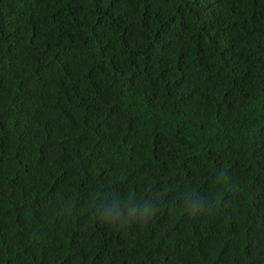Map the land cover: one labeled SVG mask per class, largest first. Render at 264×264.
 <instances>
[{"label":"trees","instance_id":"trees-1","mask_svg":"<svg viewBox=\"0 0 264 264\" xmlns=\"http://www.w3.org/2000/svg\"><path fill=\"white\" fill-rule=\"evenodd\" d=\"M0 264H264V0H0Z\"/></svg>","mask_w":264,"mask_h":264}]
</instances>
